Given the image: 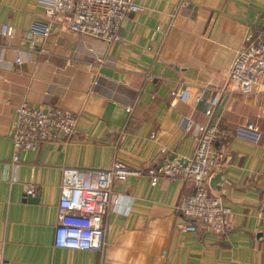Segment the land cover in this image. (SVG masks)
<instances>
[{"label":"crops","instance_id":"0c3cea01","mask_svg":"<svg viewBox=\"0 0 264 264\" xmlns=\"http://www.w3.org/2000/svg\"><path fill=\"white\" fill-rule=\"evenodd\" d=\"M143 11L127 14L121 40L108 45L52 26L24 38L45 16L36 0H0V258L11 264H264V81L242 94L228 81L237 51L264 38V0H135ZM18 58L21 62L15 63ZM187 94L171 104L170 92ZM201 95L203 100L196 101ZM218 96L213 114L205 98ZM58 106L75 115L74 131L34 151H18L12 169L15 108ZM131 107V112H127ZM215 124L226 162L207 186L233 212L223 235L184 231L177 209L194 192L192 181L161 177L151 186L146 170L170 156L192 157L196 141L183 116ZM254 126V132L246 128ZM151 135H154L152 138ZM114 160L137 169L114 181L118 203L107 213L101 252L53 245L61 168H108ZM36 192L25 195V185Z\"/></svg>","mask_w":264,"mask_h":264},{"label":"built area","instance_id":"2783aa9c","mask_svg":"<svg viewBox=\"0 0 264 264\" xmlns=\"http://www.w3.org/2000/svg\"><path fill=\"white\" fill-rule=\"evenodd\" d=\"M184 2L179 0L178 7H182ZM36 4L45 19H34L24 34L30 49L35 46L33 37L48 35L52 26L92 37L106 45L120 41L119 28L125 16L143 11V6L135 0H36ZM0 35H13L12 27L1 24ZM14 62L21 61L15 58ZM228 81L242 94L255 92L264 81L263 37L249 38L237 51L228 72ZM170 95L172 105L187 97L181 90H173ZM195 100L201 101L203 96L198 95ZM218 100V96L204 99L206 116H212L213 106ZM131 109L127 107V112ZM74 125L75 115L70 110L53 105L44 107L20 103L15 108L10 132L12 169L16 170L19 165L18 151H34L40 143L56 141L60 135L69 136L74 131ZM182 128L185 133L196 132L194 155L188 158L170 156L162 146L160 162L146 170L150 184L156 185L161 177L192 181L194 192L182 196L177 205L181 216L188 219V223L181 228L195 232L201 227L217 235L226 234L232 229L233 212L223 203L219 193L208 188L207 181L226 162L227 158L216 141L226 140L227 134L215 124L195 123L187 115L183 116ZM246 128L254 130L252 123H248ZM253 133L257 139L259 134ZM141 174L140 170L131 169L119 160H114L105 169L62 167L57 223L53 232L54 247L101 252L105 245L107 213L111 205L118 203V197L112 194L113 182ZM35 192V183H26L25 195L32 196ZM0 264L11 263L0 258Z\"/></svg>","mask_w":264,"mask_h":264}]
</instances>
